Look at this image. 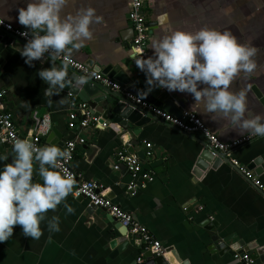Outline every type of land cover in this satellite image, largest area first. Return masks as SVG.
<instances>
[{
	"label": "crops",
	"instance_id": "1",
	"mask_svg": "<svg viewBox=\"0 0 264 264\" xmlns=\"http://www.w3.org/2000/svg\"><path fill=\"white\" fill-rule=\"evenodd\" d=\"M25 2L0 0V17L27 30L16 20L17 9ZM89 6L103 17L102 22L91 25L93 39L70 56L107 76L123 71L143 89L139 78L145 81V74L132 58L128 0H69L61 15H75ZM143 11L150 28L151 55L152 43L164 35L175 30L194 33L206 27L227 30L240 43L254 47L255 69L239 73L229 88L234 92L247 90L246 117L264 115V0H145ZM24 44L12 40L0 48V89L5 90L2 106L12 115L18 132L30 139L36 131L34 113L40 117L50 114L51 129L41 136L43 146L54 144L61 149L65 141L84 137L86 143L78 145L73 168L85 179L104 184V196L147 227L160 241L168 264H241L233 258L235 249H212L211 236L216 232L222 239L229 238L227 246L240 241L264 243V191L255 184L258 180L264 187V137L237 147L227 155L229 161L196 177V164L208 143L201 134L184 133L162 121H151L141 130L135 126L124 128L102 117L99 121H106L104 125L70 128L71 102L81 99L68 88L53 97L44 95L47 85L37 72L50 67V62L46 55L32 66L26 64L19 54ZM72 74L68 68L67 77ZM150 94L163 105L171 101L169 108L160 107L173 115L185 110L196 112L223 141L242 137L229 118L207 113L203 100L194 103L188 93L160 88ZM145 141L152 143L154 156L142 159L143 167L154 172V180L130 195L126 188L130 175L124 167L113 168L115 154L121 149L144 153ZM0 153L9 155L0 164L11 162V147ZM35 167L33 179L41 182ZM64 203L71 206V213H67ZM199 205L203 206L201 210L197 209ZM52 216L59 218V232L47 230V219ZM45 217L38 240L24 236L19 225L13 226L12 237L0 243V264H139L149 258L150 251L135 237L127 243L119 241L121 235L106 210L90 211L87 200L75 199L71 193ZM210 221H214L212 228ZM119 230L122 235L127 232L124 227ZM138 257L142 262L137 261ZM257 264H264V260Z\"/></svg>",
	"mask_w": 264,
	"mask_h": 264
},
{
	"label": "clouds",
	"instance_id": "2",
	"mask_svg": "<svg viewBox=\"0 0 264 264\" xmlns=\"http://www.w3.org/2000/svg\"><path fill=\"white\" fill-rule=\"evenodd\" d=\"M68 3L69 0H26L17 9L16 20L27 29L20 33L26 38L20 56L29 66L45 54L50 62V67L37 72L47 85L46 96L59 95L66 87L70 54L93 39L91 25L103 19L91 6L79 9L75 15L62 16ZM151 49V56L132 57L146 77L143 92L149 94L160 88L188 93L194 103L203 100L207 113L229 118L233 129H239L238 135L264 137V115H245L247 90L234 92L229 88L239 73L247 74L255 69L254 47L240 43L227 30L206 27L194 33L172 31L154 41ZM97 71L94 68L86 76L76 77L73 87L85 85ZM137 96L144 98L141 91ZM11 150V162L0 164V243L12 237L15 225L21 227L24 236L38 240L45 213L55 210L73 190L72 176L59 164L60 160L68 159L69 152L54 144L37 147L20 138L12 142ZM8 158L7 153H0V162ZM34 164L41 182L33 179ZM63 206L67 213L73 211L67 203ZM47 230L60 231L57 216L47 219Z\"/></svg>",
	"mask_w": 264,
	"mask_h": 264
},
{
	"label": "built area",
	"instance_id": "3",
	"mask_svg": "<svg viewBox=\"0 0 264 264\" xmlns=\"http://www.w3.org/2000/svg\"><path fill=\"white\" fill-rule=\"evenodd\" d=\"M144 2L145 0H128V21L133 30V38L131 43L132 54L136 57L144 56L146 58L151 56V53L148 48L150 28L147 24L143 11ZM0 30L10 33L13 37V40H21L26 43V38L21 36L20 33L27 30L16 27L1 17ZM69 60V68L81 75L86 76L93 70L91 66L80 62L71 56H69ZM57 61L60 62L59 60ZM91 78L97 83L120 92L126 99L138 105L141 109L159 118L161 121L173 125L180 131L188 134L203 135L207 139L208 144L213 148V156H217L218 152L228 155L237 147L258 138L255 136L249 138L247 134L232 141H223L216 134L209 130L200 116L194 111L185 110L178 116L173 115L160 106H157L154 103L146 100L145 98L141 99L137 96V94L131 92L127 86L119 83L112 77L107 76L100 71H97L96 74ZM4 95L5 90L0 89V143L7 144L9 147H11V144L15 139L27 138L23 137L18 132L12 115L3 109L2 99ZM69 118L68 124L70 128H75L77 126L86 128L89 126L106 124V121H99L100 117H94L88 104L83 101L78 103L71 102ZM33 124L36 131L28 140L37 147L43 146L41 144V136L45 135L51 129L50 114H45L44 116L40 117L34 113ZM85 143L86 139L84 137L70 139L65 141L61 148V150L67 149L69 152L68 159L60 160L59 164L60 168L67 170L73 178V190L71 192L72 196L75 199L83 198L87 200L89 206L105 209L112 217H114L116 221L126 228L127 234H130L132 237L138 239L142 244L145 245V248L149 250L151 254L164 256V250L160 241L150 234L147 227L136 222L129 212L123 210L120 205L112 202L104 196V191L106 188L104 184L95 180L85 179L82 173L73 168L72 162L76 149L78 145ZM145 147V158L153 157L154 154L152 152V143L145 141ZM236 165L238 164L236 163ZM121 167H124L128 171L131 178L130 182L126 185L130 195H135L138 189L145 187V185L154 180V172L144 169L142 159L138 156V154L130 153L126 149H121L115 154L113 168L118 170ZM246 173L250 177L252 176L250 172ZM255 184L258 185L262 191H264V187L259 183L258 180H255ZM202 208V205L197 207L198 210H201ZM209 218L211 220L214 219L212 216ZM233 258L241 262V264H257L256 259L249 252L240 249L233 251ZM137 261L142 262V257H138Z\"/></svg>",
	"mask_w": 264,
	"mask_h": 264
},
{
	"label": "water",
	"instance_id": "4",
	"mask_svg": "<svg viewBox=\"0 0 264 264\" xmlns=\"http://www.w3.org/2000/svg\"><path fill=\"white\" fill-rule=\"evenodd\" d=\"M12 40L13 37L10 33L0 30V42H1L0 48H2L5 45H8V43L10 44ZM80 75L81 74H79L78 72L73 71V74L67 77L68 83L65 88L70 89L71 93L79 96L81 101L86 102L90 107L94 117L97 118L102 117L103 120L107 119L115 123H119L124 128L135 126L139 128L138 130H141V128L148 125L151 121H161L159 118L146 112L145 110L141 109L138 105L126 99L120 92H117L107 86L97 83L92 78L88 79L87 83L81 87H73V81L75 80L76 77ZM109 76H113L116 81L127 86L128 89L134 94H137L139 91H141V96H143L146 100L154 103L157 106H164V107L168 106L169 108V104H171V101H167L168 103H164L163 105L152 94L142 93L143 90L146 88V83L142 78H139V81L142 83L143 89L138 87L133 82V79H131L130 76L125 75L123 71L110 73ZM51 135L52 134H50V136ZM8 147L9 146L7 144L0 143L1 151H4ZM212 151L213 148L208 143L205 144L204 149L200 154L199 161L196 164V169L194 171V175L196 177L201 176L203 172L208 168H215L219 166L223 161H227V160L229 161V159L227 158V154L218 152L217 156H213ZM138 156L143 160L145 159L144 153L142 152H140ZM78 199H83V198H78ZM97 209H103V208L89 206L90 211H95ZM111 221L112 222L114 221L113 223L115 224V228L117 229L118 233L121 235V239H119L120 242L127 243L129 239H132V236L130 234H127V232L126 234H124L125 236L121 234L119 227H123V226L118 221H116L114 217H112ZM213 224L214 221H210L209 223V226H211L210 228L213 227L212 226ZM211 240L213 242L212 249H216V250H219L220 248H224L226 250L230 248H233L235 250L240 249L249 252L256 259L257 262H260V260H264V243L260 245L259 242L254 241L245 244L244 241H240L239 243L235 242L233 245L227 246V242L229 241V238L222 239L219 235V232H216L214 235H212ZM139 264H168V263L166 262V260L162 255L157 256L149 253V258L147 259V261L145 263H139Z\"/></svg>",
	"mask_w": 264,
	"mask_h": 264
}]
</instances>
